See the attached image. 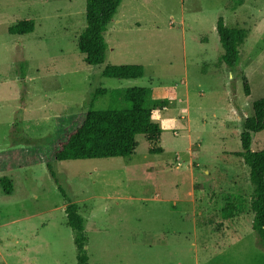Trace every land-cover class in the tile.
Instances as JSON below:
<instances>
[{
	"label": "rangeland",
	"instance_id": "obj_1",
	"mask_svg": "<svg viewBox=\"0 0 264 264\" xmlns=\"http://www.w3.org/2000/svg\"><path fill=\"white\" fill-rule=\"evenodd\" d=\"M219 17L247 33L233 69L219 62ZM23 19L33 32L8 34ZM85 25V0H0V151L49 143L56 116L127 108L111 90L147 88L149 100L168 101L152 113L162 153L149 154L139 135L127 159L0 174L13 184L10 196L0 189V264H76L69 203L84 221L90 264H264L249 169L234 155L242 119L264 97V0H122L99 66L77 48ZM120 65H140L143 76H102ZM99 89L107 94L94 98ZM250 149H264V130ZM227 200L231 220L220 213Z\"/></svg>",
	"mask_w": 264,
	"mask_h": 264
},
{
	"label": "trees",
	"instance_id": "obj_2",
	"mask_svg": "<svg viewBox=\"0 0 264 264\" xmlns=\"http://www.w3.org/2000/svg\"><path fill=\"white\" fill-rule=\"evenodd\" d=\"M122 0H85V28L77 38V48L84 56L88 66H99L105 59L104 33L115 16ZM242 2V0H241ZM240 3L237 4V6ZM34 21L23 19L8 28L10 35H25L34 30ZM216 32L223 53L219 62L227 68L236 67L239 48L247 33L244 29L228 28L221 17L217 20ZM105 78L131 80L143 76L140 65L105 66ZM243 91L249 96L250 89L242 77ZM114 98L122 95L128 103L127 108L117 110L72 113L54 117L53 135L49 143L40 146L12 148L0 151V174L23 169L33 165H46L64 161L99 160L110 158L127 159L133 155L135 139L142 135L149 144V154H161L159 144L161 129L153 121L155 109H163L167 100H149L151 91L147 88H127L122 91L111 90ZM107 94L99 89L94 98ZM264 130V97L252 103V115L243 118L240 125L241 150L234 155L239 157L249 169V183L252 188L250 209L252 212L251 229L264 245V149L253 152L250 149L253 134ZM54 178L53 173L50 171ZM0 189L6 196L13 193L10 179L0 177ZM236 206L229 200L221 209L223 220H231ZM66 222L73 235L76 264H90L86 255L84 221L75 204L64 207Z\"/></svg>",
	"mask_w": 264,
	"mask_h": 264
},
{
	"label": "crops",
	"instance_id": "obj_3",
	"mask_svg": "<svg viewBox=\"0 0 264 264\" xmlns=\"http://www.w3.org/2000/svg\"><path fill=\"white\" fill-rule=\"evenodd\" d=\"M190 195H191L190 197H191V200H192L191 202H194V201H195V200H194V197H195V196H194V193L192 192V193H190Z\"/></svg>",
	"mask_w": 264,
	"mask_h": 264
}]
</instances>
